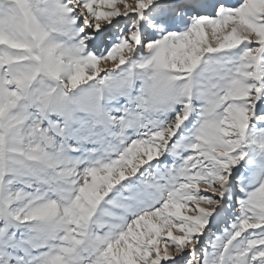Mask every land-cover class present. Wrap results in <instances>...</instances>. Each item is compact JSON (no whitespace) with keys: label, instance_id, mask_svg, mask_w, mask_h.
<instances>
[{"label":"snow or ice","instance_id":"obj_1","mask_svg":"<svg viewBox=\"0 0 264 264\" xmlns=\"http://www.w3.org/2000/svg\"><path fill=\"white\" fill-rule=\"evenodd\" d=\"M0 264H264V0H0Z\"/></svg>","mask_w":264,"mask_h":264}]
</instances>
